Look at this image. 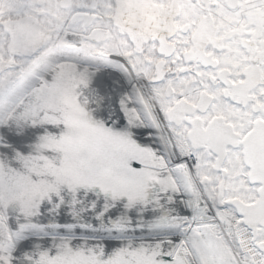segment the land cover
I'll return each instance as SVG.
<instances>
[{
	"label": "snow or ice",
	"instance_id": "snow-or-ice-1",
	"mask_svg": "<svg viewBox=\"0 0 264 264\" xmlns=\"http://www.w3.org/2000/svg\"><path fill=\"white\" fill-rule=\"evenodd\" d=\"M0 264H264V0H0Z\"/></svg>",
	"mask_w": 264,
	"mask_h": 264
}]
</instances>
